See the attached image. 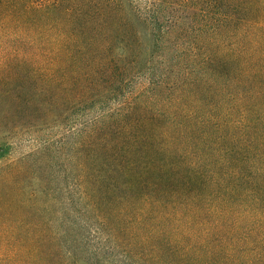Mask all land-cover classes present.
Masks as SVG:
<instances>
[{"label":"trees","instance_id":"obj_1","mask_svg":"<svg viewBox=\"0 0 264 264\" xmlns=\"http://www.w3.org/2000/svg\"><path fill=\"white\" fill-rule=\"evenodd\" d=\"M0 264H264V0H0Z\"/></svg>","mask_w":264,"mask_h":264},{"label":"rangeland","instance_id":"obj_2","mask_svg":"<svg viewBox=\"0 0 264 264\" xmlns=\"http://www.w3.org/2000/svg\"><path fill=\"white\" fill-rule=\"evenodd\" d=\"M77 124L78 121H76L73 130L78 128ZM41 127L37 126L33 131L18 132L14 141L13 158L46 147L45 154H49L51 158L50 168L58 164L57 168L67 170L70 163L73 162L70 167L74 170L77 146L76 136L71 134L69 127L64 124H49L43 128ZM72 155L73 161L71 159ZM61 172L63 173V171Z\"/></svg>","mask_w":264,"mask_h":264}]
</instances>
